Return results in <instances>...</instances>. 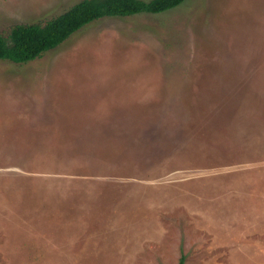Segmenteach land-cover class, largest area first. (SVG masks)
<instances>
[{
	"label": "rangeland",
	"instance_id": "rangeland-1",
	"mask_svg": "<svg viewBox=\"0 0 264 264\" xmlns=\"http://www.w3.org/2000/svg\"><path fill=\"white\" fill-rule=\"evenodd\" d=\"M80 0H0V34ZM264 264V0L103 17L0 61V264Z\"/></svg>",
	"mask_w": 264,
	"mask_h": 264
},
{
	"label": "trees",
	"instance_id": "trees-1",
	"mask_svg": "<svg viewBox=\"0 0 264 264\" xmlns=\"http://www.w3.org/2000/svg\"><path fill=\"white\" fill-rule=\"evenodd\" d=\"M184 0H80L43 23L13 25L6 36L0 34V61L31 62L60 45L74 32L103 17L158 14L173 9ZM180 256L178 264H183Z\"/></svg>",
	"mask_w": 264,
	"mask_h": 264
}]
</instances>
